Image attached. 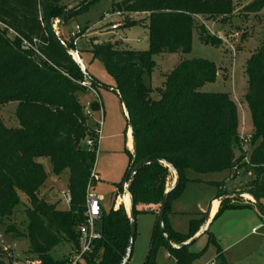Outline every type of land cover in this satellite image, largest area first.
<instances>
[{
    "label": "trees",
    "instance_id": "obj_1",
    "mask_svg": "<svg viewBox=\"0 0 264 264\" xmlns=\"http://www.w3.org/2000/svg\"><path fill=\"white\" fill-rule=\"evenodd\" d=\"M97 1L88 0L65 11L62 0H0V104L16 102L15 116L19 123L16 128H7L0 122V222L22 204V196L27 199L24 214L28 254L41 264L64 263L65 259L51 255L61 242L73 249L77 247V226L84 220L87 186L97 182L91 177L98 151L97 125L87 118L79 99L86 91L79 84L83 73L61 40L68 48L74 47L55 32L53 21L67 23L87 12ZM114 7L121 13L146 14L148 30L147 50L90 40L93 57L100 59L115 80L114 91L127 113V127L131 126L135 144L134 154L128 150V166L122 182L116 185L115 197L122 193L124 181L131 172L149 161L138 170L129 187L134 217L137 213L135 200L145 191L154 190L155 199L161 204L164 182L170 170L164 163L171 166L179 178L167 193L164 231L159 222L160 208L156 213L148 211L156 217L143 264H157L156 254L161 247L167 248L175 264H188L198 254L189 252L187 245L174 247L172 244L179 246L194 237L204 219H191L187 234L176 232L167 217L170 204L189 182L187 170L220 172L242 159L243 156L235 159L233 149L234 144L239 148L237 108L226 93L198 91L205 83L214 82L218 75L213 62L200 58L177 63L165 75L162 88L157 90L159 98L152 99L153 55L188 54L197 18L209 21L220 17V21L225 22L234 11V2L121 0ZM262 8L264 0H253L247 4L246 11ZM137 23L132 20L124 25ZM198 38L205 45L219 47L221 44L220 39L209 34L203 25H199ZM244 73L247 79L244 100L252 127V150L246 167L254 178L247 190L239 193L259 200L264 197V38L245 61ZM88 77L94 86L97 85ZM90 109L98 111V102L90 103ZM87 139L94 140L92 147L85 144ZM39 157L50 159L55 175L68 170L69 209L60 210L38 197V190L46 180L41 164L36 161ZM155 178L158 181L153 183ZM232 200L221 201L214 217L228 208L248 206L231 203ZM7 231L14 234V239L24 237L14 226ZM99 231L101 237L86 257L87 264H121L130 235L128 214L122 204L109 210L101 206ZM204 233L215 243L208 230ZM215 245L219 264H226L217 243ZM2 254L0 247V264H5Z\"/></svg>",
    "mask_w": 264,
    "mask_h": 264
},
{
    "label": "rangeland",
    "instance_id": "obj_2",
    "mask_svg": "<svg viewBox=\"0 0 264 264\" xmlns=\"http://www.w3.org/2000/svg\"><path fill=\"white\" fill-rule=\"evenodd\" d=\"M87 1L62 0V4L65 5V11H71ZM120 1L99 0L92 4L87 12L76 16L67 23H59L58 20L53 21L56 33L74 47L71 50L77 51L85 66L86 73L88 72V75L97 83L95 89L101 104V111H95L93 114L94 120L90 121L95 124V121L100 119L101 122L99 147L94 166L95 171L101 176V180L91 186V192L101 198L102 205L107 210L112 207L117 192L115 190V188L117 189L116 185L121 183L124 177L129 161L128 150L132 153V145L130 143V147L128 145V132L130 131L127 127L124 106L119 95L114 91L116 88L115 80L105 70L100 59L93 57L90 51V37L94 32H98L101 33L100 37H96L99 42H117L119 47L126 49H148L146 17L140 14L122 13L121 17L112 14L117 11L114 6L117 7ZM251 1L253 0H233L234 11L232 15L227 17L225 22L220 21V17L209 21H204L201 17H198L195 29L192 32V45L188 54L153 55L155 65L150 77V86L153 90L150 94L152 99L159 98L157 90L162 88L165 75L180 60L200 58L213 62L218 69V75L214 82L205 83L198 91L226 93L229 100L234 102L237 108L239 148L234 144L233 149L235 159L240 156L243 157L232 168L220 172L196 173L191 170L186 171L187 178H199L207 181V183L196 186L188 185L183 195L175 202L181 213L170 220L172 224L174 223L175 231L181 234L188 233L190 219L202 216L205 219L211 199L210 196L214 192H217L215 197H218L220 194L246 191L249 183L254 178L253 173L249 172L246 167L252 146L250 144L251 138L249 139L250 142H245V139L248 135H252V127L249 110L244 100L247 89L244 69L245 61L258 49L264 38V8L258 11H246V6ZM105 13L112 15L106 17ZM132 20L138 23L132 26L124 25V23H130ZM112 24H118L119 26L116 29H111ZM75 25H78L84 31V36L79 37L73 44L74 40L69 37L68 33ZM199 25H203L209 34L220 39L221 44L219 47L205 45L199 40ZM79 99L83 106L97 101L96 96L88 90L80 94ZM16 107V102L0 104V122L7 128L19 126L15 116ZM36 161L41 164L46 175L44 184L38 190V197L49 204H55L60 210H67L68 206L63 201L62 192L67 193L68 191V170H64L60 175H55L49 158L39 157ZM172 180L173 174L169 170L165 179L166 185L171 184ZM22 200V204L17 206L12 215L0 222V236L3 237L6 244L16 241L18 247L12 252V256L3 252L1 260L5 264H21L20 261L28 254L27 219L24 214L27 199L22 196ZM259 202L264 208V197L260 198ZM231 203L251 204L256 211L258 210L259 215L252 211L253 209L229 211L212 223L209 232L214 233V240L220 252H222L226 264H264V227L257 230L256 234L234 243L235 239L227 238L228 234H225L236 215L245 214L251 218L254 216L258 222L264 223L263 213L246 196L236 198ZM201 210L204 211L203 215L200 214L202 213ZM136 217L132 252L126 264H143L149 247L152 217L147 214H140ZM10 226H14L15 230L24 234V237L14 239V234L7 231ZM217 235H223L224 238L220 240ZM186 248L189 252L198 254L188 264H210L212 261H214V264H219L217 258L218 248L213 241L208 240L206 233L199 235ZM72 250L74 249L68 243L61 242L52 250L51 255L62 260L66 259ZM156 263L175 264V260L166 247H161L156 254ZM81 264H87V262Z\"/></svg>",
    "mask_w": 264,
    "mask_h": 264
},
{
    "label": "built area",
    "instance_id": "obj_3",
    "mask_svg": "<svg viewBox=\"0 0 264 264\" xmlns=\"http://www.w3.org/2000/svg\"><path fill=\"white\" fill-rule=\"evenodd\" d=\"M112 14L118 17L122 16V13L120 11H115ZM112 14L105 13V16L108 17L109 15ZM118 26H119L118 24H112L111 29H116ZM68 35L71 39L74 40L73 41L74 44V42L79 37L84 36V31H82V29L78 25H75L74 28L68 33ZM23 44L29 47L28 43L23 42ZM72 51H73V57L79 63L84 76L83 79L79 82V84L96 96L97 102L99 104L98 111H101V106L98 100V95L94 86V82L88 77V74L86 73L82 65L81 59L77 51H75L74 49ZM94 112L95 111L90 109V104L84 106V113L89 120H94V115H93ZM98 121H95L96 122L95 124L97 125V129L95 132L99 139L101 122L100 119H98ZM250 138L251 135H248L247 139H245V142L247 141L250 142L249 141ZM85 144L88 147H92L94 145V140L87 139L85 141ZM91 177L94 180H97V176L95 175L94 171L91 172ZM62 195H63V201L68 206L69 209L71 198L68 191L67 193L62 192ZM100 202H101L100 197L92 193L91 186L88 185L86 190V197H85V210L83 212L84 220L82 223H80L77 226V247L69 253L63 264H81L83 262H86V257L89 256L93 250L94 242L100 239L101 237L99 231V218L101 214ZM0 247L5 254L12 256V252L17 248V245L15 243L6 244L3 237L0 236ZM22 264H41V263L37 259H32L31 257H27L23 260Z\"/></svg>",
    "mask_w": 264,
    "mask_h": 264
},
{
    "label": "crops",
    "instance_id": "obj_4",
    "mask_svg": "<svg viewBox=\"0 0 264 264\" xmlns=\"http://www.w3.org/2000/svg\"><path fill=\"white\" fill-rule=\"evenodd\" d=\"M140 15H143L145 17L147 16L146 14L145 15L144 14H140ZM100 35H101V33L99 34L98 32H94L92 34V36L90 37V40L91 39H94L95 40L94 43H97L99 41H98V38H96V37H100ZM172 55H174V54H172ZM82 65H83V63H82ZM83 67L85 69V66L84 65H83ZM87 74H88V72H87ZM98 100H99V98H98ZM99 103H100V101H99ZM100 106H101V104H100ZM250 124H251V120H250ZM128 134H129V140L132 141L131 133L128 132ZM128 145L130 147L129 142H128ZM98 147H99V139H98ZM93 171H94L95 175L97 176V181H100L101 180V176L95 171V168L93 169ZM155 180L153 181V183L157 182L158 181V178H155ZM142 181H145V177L143 178ZM174 181H175V178H174V174H173V180H172L171 184H169L167 186L166 185V181L164 182V192L167 191L172 186V184L174 183ZM203 183H207V181L201 180L199 178H190L189 179V182L186 184V186H185V188H184V190H183V192H182L181 195H183V193L187 189V186L188 185H195L196 186V185H202ZM154 186L155 185L153 184L152 189L149 187L150 190H153ZM115 190H117L116 193H118V189L115 188ZM216 193L217 192H214V194L210 196L211 199L209 201V206H208V210H207V214L210 213L209 214V222H208V226H207L208 232H209V229H210V226L212 225V223L216 219H219V218L223 217V215L226 212H229V211H232V212H235V211H247V210H252L253 209L252 211H254L255 213L258 214V212H257L258 210L256 211V209L253 208L251 204L242 203L240 205H248V206L247 207H239V208H228V209L223 210L218 216L214 217L216 215V213L218 212V208H219V202L215 199ZM181 195L177 199H175L174 201L171 202V204H170V210H169V213H168V216H167L168 217V221H169V223H170V225H171V227H172V229L174 231H175L174 223L172 224V222H171L170 219L173 218L175 215L181 213V211L179 210V208L175 204V202L181 197ZM155 198H156V194H155L154 190L153 191H145L144 194H142L141 196H139L138 198H136L135 204H134V207H135V209L137 211V213L135 215V226H136V220H137V217L136 216H138L140 214H147V215H150L152 217V226H151V231H152V228H153V225H154V222H155V217H156L155 216V213L160 208V204L157 202V200ZM100 204L103 207V209H105L104 206L102 205V202H100ZM121 204H123L126 212L128 213V210L130 209V198H129V195H125L123 192L120 193V194H118L114 198L113 203H112V207H113V209H117L119 207V205H121ZM126 206H127V208H126ZM105 210H107V209H105ZM202 210H204V209H202ZM202 210H201L202 213H200L201 215L204 214V211H202ZM148 211H152V212H155V213H150ZM240 213H242V212H240ZM242 216H244V217H242ZM199 218H203V216L202 217H199ZM199 218H194V219H199ZM234 218L235 219L232 221V224H231L230 228L225 233V234H228V237L227 238H230V239H233L234 238L235 239V241H233V243L234 242H237V241H239V240H241V239H243V238H245L247 236H252V235L256 234L257 233V230H259V229H261V228L264 227V223L258 222L257 218L254 217V216H252V218H251V217H247L245 214H243V215L238 214ZM203 228H204V223L200 226L199 231L201 229H203ZM199 231L196 234H198ZM210 234L212 235L213 238L215 237L214 236V233H210ZM217 236H218V238L220 240L224 238L223 235H217ZM12 243H15L17 245V242L16 241H14ZM27 257H30V255L27 254L26 256H24L23 259L20 261L21 264L23 263V260L25 258H27ZM210 264H214V261H212Z\"/></svg>",
    "mask_w": 264,
    "mask_h": 264
},
{
    "label": "water",
    "instance_id": "obj_5",
    "mask_svg": "<svg viewBox=\"0 0 264 264\" xmlns=\"http://www.w3.org/2000/svg\"><path fill=\"white\" fill-rule=\"evenodd\" d=\"M59 22V20H58ZM53 29L55 30L56 32V29L55 27L53 26ZM61 44L63 45V47L67 50L68 54L71 56V58L79 65V63L75 60V58L73 57V51L68 48L66 46V44L61 40ZM80 66V65H79ZM125 109V108H124ZM125 115H127L126 111H125ZM129 127V131L131 133V126L128 125ZM132 137V136H131ZM132 143V154H134L135 152V144L133 142V139L131 141ZM150 162L149 161H146V162H143L141 163L139 166H137L132 172L131 174L129 175L128 179H126L124 181V184H123V189H122V192L125 194V195H129V187H130V184L132 182V180L134 179V176L135 174L138 172V170L146 165H148ZM166 166H168V168L172 171V173L174 174V178H175V181L174 183L172 184V186L164 192L163 196H162V200H161V204H160V213H159V222H160V226H161V230L164 231V212H165V207H166V202H167V193L168 191L174 186L176 185L177 181H178V173L171 167L169 166L168 164L164 163ZM244 195L248 196L249 197V200L263 213L264 215V208L262 207L261 203L259 202V200H257L255 197L251 196V195H248V194H244V193H231V194H225L219 198H217L216 200L220 203L221 201L223 200H226V199H236V198H239V197H243ZM129 198H130V209L128 210V218H129V224H130V235H129V239H128V246H127V253H126V256L124 258V260L122 261L121 264H126V262L128 261L129 257H130V252H131V249H132V245H133V241H134V237H135V231H136V226H135V217H134V213H133V208H132V202H131V197L129 195ZM209 214L208 213L204 219V228L201 229L199 231L197 235V237L201 234H203L206 230H207V226H208V222H209ZM195 235V236H196ZM194 236V237H195ZM192 237V239H189L183 243H181L179 246H174V247H181V246H184V245H188L189 243H191L192 241H194L197 237Z\"/></svg>",
    "mask_w": 264,
    "mask_h": 264
},
{
    "label": "bare ground",
    "instance_id": "obj_6",
    "mask_svg": "<svg viewBox=\"0 0 264 264\" xmlns=\"http://www.w3.org/2000/svg\"><path fill=\"white\" fill-rule=\"evenodd\" d=\"M130 141V140H129ZM131 142V141H130ZM244 196H246V195H244ZM246 197H248V196H246ZM249 198V197H248ZM126 208H127V206H126Z\"/></svg>",
    "mask_w": 264,
    "mask_h": 264
}]
</instances>
